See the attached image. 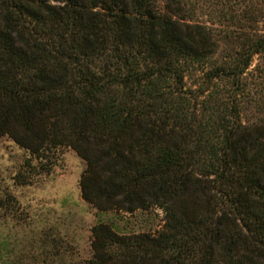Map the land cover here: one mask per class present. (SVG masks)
Segmentation results:
<instances>
[{"label": "trees", "instance_id": "16d2710c", "mask_svg": "<svg viewBox=\"0 0 264 264\" xmlns=\"http://www.w3.org/2000/svg\"><path fill=\"white\" fill-rule=\"evenodd\" d=\"M1 135L73 149L98 212L161 210L81 264H264V0H0Z\"/></svg>", "mask_w": 264, "mask_h": 264}, {"label": "rangeland", "instance_id": "374dc122", "mask_svg": "<svg viewBox=\"0 0 264 264\" xmlns=\"http://www.w3.org/2000/svg\"><path fill=\"white\" fill-rule=\"evenodd\" d=\"M153 3L158 7L162 0ZM201 10L198 20L212 18L207 7ZM25 159L30 166L23 167ZM83 166L68 146L39 159L8 136H0V191L9 192L14 200L13 211L0 210V264H81L91 253L90 228L98 221L118 233L161 227L162 212L154 206L98 212L79 194L77 182Z\"/></svg>", "mask_w": 264, "mask_h": 264}]
</instances>
